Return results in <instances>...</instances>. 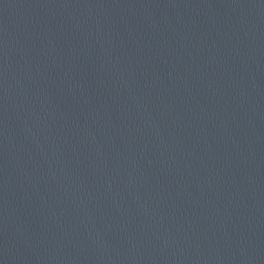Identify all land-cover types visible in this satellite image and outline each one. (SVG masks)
<instances>
[{"label": "water", "instance_id": "water-1", "mask_svg": "<svg viewBox=\"0 0 264 264\" xmlns=\"http://www.w3.org/2000/svg\"><path fill=\"white\" fill-rule=\"evenodd\" d=\"M0 264H264V0H0Z\"/></svg>", "mask_w": 264, "mask_h": 264}]
</instances>
